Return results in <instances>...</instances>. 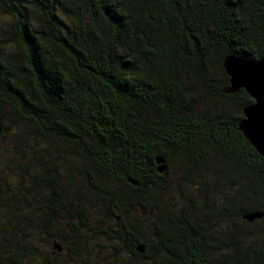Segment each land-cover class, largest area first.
I'll use <instances>...</instances> for the list:
<instances>
[{"label": "trees", "instance_id": "16d2710c", "mask_svg": "<svg viewBox=\"0 0 264 264\" xmlns=\"http://www.w3.org/2000/svg\"><path fill=\"white\" fill-rule=\"evenodd\" d=\"M231 55L264 0H0V264H264Z\"/></svg>", "mask_w": 264, "mask_h": 264}, {"label": "water", "instance_id": "95a60500", "mask_svg": "<svg viewBox=\"0 0 264 264\" xmlns=\"http://www.w3.org/2000/svg\"><path fill=\"white\" fill-rule=\"evenodd\" d=\"M224 68L230 77V92H236L244 89L253 99V103L244 109V119L240 122L239 129L244 136L264 158V108L260 106V96L264 95V59L258 61H249L239 56H228L224 63ZM242 66L246 69L243 77L234 74V70ZM2 126L0 121V135ZM161 158H157V163H162ZM165 166H159L158 170L162 172ZM262 212L245 214L243 217L250 222L263 217ZM54 247L61 250L60 246L54 243ZM143 252V247H138Z\"/></svg>", "mask_w": 264, "mask_h": 264}, {"label": "snow or ice", "instance_id": "6c2138e0", "mask_svg": "<svg viewBox=\"0 0 264 264\" xmlns=\"http://www.w3.org/2000/svg\"><path fill=\"white\" fill-rule=\"evenodd\" d=\"M234 74L237 75L238 77H243L246 74V69L242 66H238L234 70ZM259 99H260V106L264 108V95H261Z\"/></svg>", "mask_w": 264, "mask_h": 264}, {"label": "rangeland", "instance_id": "374dc122", "mask_svg": "<svg viewBox=\"0 0 264 264\" xmlns=\"http://www.w3.org/2000/svg\"><path fill=\"white\" fill-rule=\"evenodd\" d=\"M68 227V226H67ZM61 241V240H60ZM66 244H68V243H66ZM61 245H62V243H61ZM48 249H50V246H48ZM66 250V249H65ZM47 253V252H46ZM49 255L51 256V257H57V256H55L52 252H49ZM46 256V255H45ZM64 257V256H63ZM63 257H61V259L63 260ZM57 259H58V257H57ZM29 264L31 263V260L28 262ZM27 263V264H28ZM32 264H45L44 263V261H42V260H40V261H38V260H34L33 262H32Z\"/></svg>", "mask_w": 264, "mask_h": 264}, {"label": "flooded vegetation", "instance_id": "af4514ba", "mask_svg": "<svg viewBox=\"0 0 264 264\" xmlns=\"http://www.w3.org/2000/svg\"><path fill=\"white\" fill-rule=\"evenodd\" d=\"M54 248H55V247H54ZM6 256H7V258L9 257V255H8L7 253H6ZM1 259L3 260L1 254H0V262H1Z\"/></svg>", "mask_w": 264, "mask_h": 264}]
</instances>
